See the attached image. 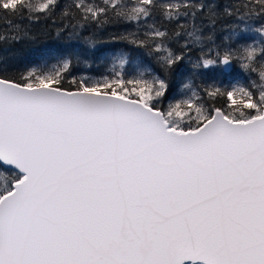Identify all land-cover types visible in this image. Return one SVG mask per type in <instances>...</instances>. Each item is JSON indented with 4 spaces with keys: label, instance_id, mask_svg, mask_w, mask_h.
<instances>
[{
    "label": "water",
    "instance_id": "95a60500",
    "mask_svg": "<svg viewBox=\"0 0 264 264\" xmlns=\"http://www.w3.org/2000/svg\"><path fill=\"white\" fill-rule=\"evenodd\" d=\"M166 127L138 100L0 78V162L24 176L0 264H264V110Z\"/></svg>",
    "mask_w": 264,
    "mask_h": 264
},
{
    "label": "trees",
    "instance_id": "16d2710c",
    "mask_svg": "<svg viewBox=\"0 0 264 264\" xmlns=\"http://www.w3.org/2000/svg\"><path fill=\"white\" fill-rule=\"evenodd\" d=\"M261 76L264 0H0L1 79L138 100L178 131L217 109L259 115L230 113L227 92L236 81L255 95ZM21 177L0 162V198Z\"/></svg>",
    "mask_w": 264,
    "mask_h": 264
},
{
    "label": "rangeland",
    "instance_id": "374dc122",
    "mask_svg": "<svg viewBox=\"0 0 264 264\" xmlns=\"http://www.w3.org/2000/svg\"><path fill=\"white\" fill-rule=\"evenodd\" d=\"M242 70V69H241ZM247 77H249L248 75H246ZM250 80V78H249ZM262 81L261 84H258L259 88L257 89V94L254 95V93H252V91L247 88L246 86H244L243 84H241V82H232L228 92H227V98H228V103H227V110L232 113L233 115H239V114H244L246 112V109L249 108H253L254 110H258L260 107H264V77H260L259 81ZM246 81L249 82L246 78ZM258 80H252L250 81V83L252 84H256ZM86 90V88H85ZM264 110V109H263ZM263 110L261 112H259L261 115ZM218 112L219 115H224L227 119L231 120V121H235V122H242L243 120H235L236 118H231L228 115L224 114L221 110L217 109L213 112V115H215V113ZM258 116V115H257ZM255 116V117H257ZM177 119H181L183 117V113H179L177 114ZM165 121V120H164ZM252 121V119H251ZM166 122V121H165ZM167 123V122H166ZM168 124V123H167ZM171 129H173L171 127ZM176 128H174L175 130ZM175 131H178L175 130ZM178 132H184L185 131H178ZM23 176V175H22ZM24 178V176H23ZM187 264H197L195 262H190ZM201 264V263H199Z\"/></svg>",
    "mask_w": 264,
    "mask_h": 264
},
{
    "label": "bare ground",
    "instance_id": "6f19581e",
    "mask_svg": "<svg viewBox=\"0 0 264 264\" xmlns=\"http://www.w3.org/2000/svg\"><path fill=\"white\" fill-rule=\"evenodd\" d=\"M215 116L217 117V116H219V113L218 112H216L215 113ZM250 123H253V120L251 121L250 120ZM166 130L170 133V135L172 136V137H180V136H185L186 135V133H184V132H178V131H175L174 129H171V128H169V127H166Z\"/></svg>",
    "mask_w": 264,
    "mask_h": 264
}]
</instances>
